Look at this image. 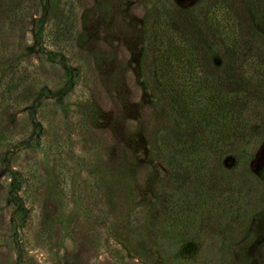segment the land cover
I'll return each instance as SVG.
<instances>
[{"label":"rangeland","instance_id":"374dc122","mask_svg":"<svg viewBox=\"0 0 264 264\" xmlns=\"http://www.w3.org/2000/svg\"><path fill=\"white\" fill-rule=\"evenodd\" d=\"M205 1L0 0V264H264V86L195 218L157 147L178 125L145 78L157 2L188 20ZM213 1L263 75L264 0Z\"/></svg>","mask_w":264,"mask_h":264},{"label":"trees","instance_id":"16d2710c","mask_svg":"<svg viewBox=\"0 0 264 264\" xmlns=\"http://www.w3.org/2000/svg\"><path fill=\"white\" fill-rule=\"evenodd\" d=\"M157 4L142 56L149 60L146 82L178 121L162 129L157 147L175 174L180 173L179 178L192 175L189 189L175 197V206L186 222L197 216L200 204L210 197L205 184L208 163L233 141L243 139L242 126L254 122L252 97L264 86V74L258 71L254 53L241 45L245 27H236L225 4L202 2L188 20ZM242 56L249 57V69L239 74ZM0 131L1 143L9 136Z\"/></svg>","mask_w":264,"mask_h":264}]
</instances>
